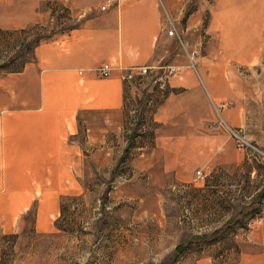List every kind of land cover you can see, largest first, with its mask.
I'll use <instances>...</instances> for the list:
<instances>
[{
  "label": "rangeland",
  "instance_id": "1",
  "mask_svg": "<svg viewBox=\"0 0 264 264\" xmlns=\"http://www.w3.org/2000/svg\"><path fill=\"white\" fill-rule=\"evenodd\" d=\"M172 2L168 15L158 0L166 34L174 31L166 48L187 68L147 67L124 81L122 114L94 113L92 131L79 123L82 161L68 189H39L35 177L34 189H7L0 264H264V53L239 57L263 50L260 18L230 2L228 35L214 28L218 1ZM29 5L0 0V76L81 20ZM233 133L251 147L240 149Z\"/></svg>",
  "mask_w": 264,
  "mask_h": 264
},
{
  "label": "crops",
  "instance_id": "2",
  "mask_svg": "<svg viewBox=\"0 0 264 264\" xmlns=\"http://www.w3.org/2000/svg\"><path fill=\"white\" fill-rule=\"evenodd\" d=\"M26 1L32 11L50 3L52 9L62 8L81 20L38 44L33 59L20 72L0 76V188L7 191L0 203H6L7 189H34L28 178L41 179L39 189L47 182L44 189H68L66 184L76 177V163L82 161L74 140L79 123L92 131L94 113H123L124 69L162 68L166 63L184 69L188 63L178 49L166 48L172 37L166 34L167 18L158 0ZM172 1L163 0L168 15L175 10ZM216 1L220 13L214 28L229 35L228 15L234 8L230 2L236 0ZM240 1L248 3L241 9L260 18L264 39V0ZM254 2L261 3L258 12L251 8ZM244 49L239 57L245 62L264 53V48L257 53L251 46ZM102 64L116 69L100 78L96 69ZM198 71L200 77L208 74L201 65Z\"/></svg>",
  "mask_w": 264,
  "mask_h": 264
},
{
  "label": "built area",
  "instance_id": "3",
  "mask_svg": "<svg viewBox=\"0 0 264 264\" xmlns=\"http://www.w3.org/2000/svg\"><path fill=\"white\" fill-rule=\"evenodd\" d=\"M173 32H174L173 30H169L168 31V35L172 36ZM168 68L169 69H166V70H169L168 74L171 75L173 73V69H171V67H168ZM149 70L150 69H148L147 67H145V68H130V69H128L126 71V74H125L123 79H124V81H130L135 74H138L139 76H144V75H146V74H148L150 72ZM111 71H112V67H110V65H108V64H105V65H102L101 67L96 69V74L100 78H106V77H108L110 75ZM153 83L154 84H159L160 87H161L164 84L163 83V78L161 76L154 77ZM233 135H234V138H235L234 140H235L237 146L240 149L247 150V149H249L251 147L249 144H247L246 142H244L241 139H239V137L235 133H233ZM196 175L199 178V176H201V173L199 171H197ZM262 221H263L262 219L259 220V223H262Z\"/></svg>",
  "mask_w": 264,
  "mask_h": 264
}]
</instances>
